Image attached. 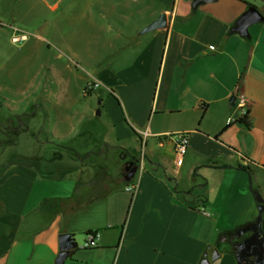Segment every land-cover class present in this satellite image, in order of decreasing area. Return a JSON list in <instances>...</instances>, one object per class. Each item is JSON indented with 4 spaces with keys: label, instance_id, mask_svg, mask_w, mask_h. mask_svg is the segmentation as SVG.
Wrapping results in <instances>:
<instances>
[{
    "label": "crops",
    "instance_id": "1",
    "mask_svg": "<svg viewBox=\"0 0 264 264\" xmlns=\"http://www.w3.org/2000/svg\"><path fill=\"white\" fill-rule=\"evenodd\" d=\"M195 1L47 5L69 64L45 79L42 104L0 106L46 136L24 160L0 162V264H56L64 233L76 243L99 234L97 247H82L92 252L77 243L64 264H204L216 249L210 264H238L221 245L235 233L229 223L256 221L252 192L264 198V22L243 38L232 28L253 0ZM70 62L90 84L83 104ZM241 94L249 125L239 121ZM178 133L190 139L181 167ZM82 136L94 144L86 153L66 144ZM133 161V182L120 186Z\"/></svg>",
    "mask_w": 264,
    "mask_h": 264
},
{
    "label": "rangeland",
    "instance_id": "2",
    "mask_svg": "<svg viewBox=\"0 0 264 264\" xmlns=\"http://www.w3.org/2000/svg\"><path fill=\"white\" fill-rule=\"evenodd\" d=\"M53 2L54 0H0V106L7 105L24 109L33 107L37 103L42 104L44 98L49 96L44 93L43 87L40 88L44 85L45 79L50 76L53 68L69 64L66 58H58L59 47L51 35L55 14L47 10V5H51ZM252 6L264 14L262 0H253ZM58 31L60 34V29ZM70 65H72L71 62ZM72 70L71 73L74 77H71V86L75 92L74 98L77 104H83L87 101L83 92L89 91L90 84L87 81H81V78L86 77L85 69L73 64ZM30 83H33L32 87L35 88H29ZM34 89L36 93L29 92ZM21 91H26V93L19 94ZM32 112L33 108L27 115ZM99 112L97 111L96 115ZM55 114L56 111H52V122L55 121ZM39 116H43L42 119H45L42 112L39 113ZM32 121L28 116L21 118L19 115L13 116L7 108L1 107L0 162L7 165L15 161H22L24 159L18 155L28 154L34 150L37 140L40 142L45 140L44 134L36 132L33 124L31 127ZM22 124L30 126L31 130L26 131L25 129L19 135L14 134V128H19ZM7 127H10L9 132L5 131ZM94 136H97V133ZM83 138L82 136L73 140L69 139L66 144L86 153L91 150L94 144L86 143ZM229 224L232 225L229 230L233 232L247 225L244 221H233ZM85 240L86 236L78 235L79 249L86 253L92 252L93 250H82ZM221 247V250L224 248L234 249V244L223 243ZM215 251L220 255L219 250ZM215 251L209 255V261H213Z\"/></svg>",
    "mask_w": 264,
    "mask_h": 264
},
{
    "label": "water",
    "instance_id": "3",
    "mask_svg": "<svg viewBox=\"0 0 264 264\" xmlns=\"http://www.w3.org/2000/svg\"><path fill=\"white\" fill-rule=\"evenodd\" d=\"M217 0H196L195 5L200 3H214ZM264 2V0H262ZM166 20L162 19L158 25L165 24ZM264 14H262L256 7H249V9L238 19L235 26L232 28L233 33H238L243 38H250V27L263 23ZM234 99H232L233 101ZM138 166L129 163L126 166L128 173L125 178L126 182H130L136 175ZM254 199L258 204V217L256 221L248 223L241 227L234 233V239H242L246 234L252 233L245 237L243 241L234 244V249L238 252V264H264V198L257 192H252ZM60 253L56 260V264H64L65 261L71 256L72 252L76 250L77 243L75 238L70 233H64L59 238ZM219 254L215 251L213 260L219 258ZM251 259V261H250ZM204 264H210L206 259Z\"/></svg>",
    "mask_w": 264,
    "mask_h": 264
},
{
    "label": "built area",
    "instance_id": "4",
    "mask_svg": "<svg viewBox=\"0 0 264 264\" xmlns=\"http://www.w3.org/2000/svg\"><path fill=\"white\" fill-rule=\"evenodd\" d=\"M238 106L241 109V117L247 116L246 108L247 101L245 95L241 94L237 97ZM240 117V118H241ZM145 136H148L146 133ZM174 144H175V155H176V166L181 167L184 164L185 156L188 153L189 148V134L188 133H178L173 136ZM135 187H128V191H134ZM209 215L208 213H205ZM99 239V234L97 233H88L86 235V240L84 244V248L91 249L97 247V242Z\"/></svg>",
    "mask_w": 264,
    "mask_h": 264
},
{
    "label": "trees",
    "instance_id": "5",
    "mask_svg": "<svg viewBox=\"0 0 264 264\" xmlns=\"http://www.w3.org/2000/svg\"><path fill=\"white\" fill-rule=\"evenodd\" d=\"M239 121L242 123V124H245V125H249V122H248V117L247 116H244V117H241L239 119ZM134 165L136 164L134 161H133ZM222 168H226V167H222ZM123 175V178L121 179V182H120V186H123V185H129L133 182V179L130 181V182H126L125 178L127 177L128 173L127 172H123L122 173Z\"/></svg>",
    "mask_w": 264,
    "mask_h": 264
},
{
    "label": "flooded vegetation",
    "instance_id": "6",
    "mask_svg": "<svg viewBox=\"0 0 264 264\" xmlns=\"http://www.w3.org/2000/svg\"><path fill=\"white\" fill-rule=\"evenodd\" d=\"M134 164V163H133ZM126 170V169H125ZM252 233L246 234L242 239H234V233L231 234L229 237L225 238L224 242L228 243V244H235V243H239L241 241H243V239L249 235H251ZM251 261V259H250Z\"/></svg>",
    "mask_w": 264,
    "mask_h": 264
}]
</instances>
